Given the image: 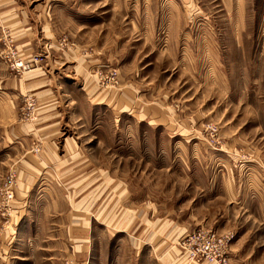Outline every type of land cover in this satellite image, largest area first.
I'll return each mask as SVG.
<instances>
[{
	"label": "rangeland",
	"instance_id": "1",
	"mask_svg": "<svg viewBox=\"0 0 264 264\" xmlns=\"http://www.w3.org/2000/svg\"><path fill=\"white\" fill-rule=\"evenodd\" d=\"M3 2L0 264H264V0Z\"/></svg>",
	"mask_w": 264,
	"mask_h": 264
},
{
	"label": "built area",
	"instance_id": "2",
	"mask_svg": "<svg viewBox=\"0 0 264 264\" xmlns=\"http://www.w3.org/2000/svg\"><path fill=\"white\" fill-rule=\"evenodd\" d=\"M12 199L11 192L6 193ZM232 236H208L198 234L188 236L182 243L190 260L203 261L205 264H231L228 256Z\"/></svg>",
	"mask_w": 264,
	"mask_h": 264
},
{
	"label": "crops",
	"instance_id": "3",
	"mask_svg": "<svg viewBox=\"0 0 264 264\" xmlns=\"http://www.w3.org/2000/svg\"><path fill=\"white\" fill-rule=\"evenodd\" d=\"M4 5H5V4H4L3 0H0V8H1V9L4 7ZM16 24H17V23H16ZM26 44H27V43H24V44H22V46H25ZM38 85H39V84H38V81H37V80H34L33 82H30V83H29V87H30V88H34V89H35ZM8 87L11 88L12 86H9V85H8ZM48 99H50V98H48ZM48 99H47V100H48ZM47 129H48V128L46 127V128H43L42 131H41V130H40V131L43 133V132H45ZM47 131H48V130H47ZM77 258L79 259V261H80L81 264H86V262H85V260H84V258H83L82 256H77Z\"/></svg>",
	"mask_w": 264,
	"mask_h": 264
}]
</instances>
